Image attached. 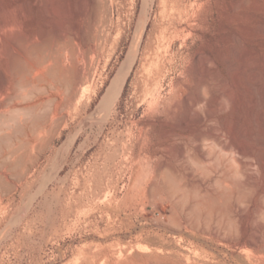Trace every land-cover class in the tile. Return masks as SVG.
Listing matches in <instances>:
<instances>
[{
  "label": "rangeland",
  "instance_id": "obj_1",
  "mask_svg": "<svg viewBox=\"0 0 264 264\" xmlns=\"http://www.w3.org/2000/svg\"><path fill=\"white\" fill-rule=\"evenodd\" d=\"M164 1L6 0L24 33L69 38L0 144V264H264V0H179L168 76L146 61Z\"/></svg>",
  "mask_w": 264,
  "mask_h": 264
},
{
  "label": "bare ground",
  "instance_id": "obj_2",
  "mask_svg": "<svg viewBox=\"0 0 264 264\" xmlns=\"http://www.w3.org/2000/svg\"><path fill=\"white\" fill-rule=\"evenodd\" d=\"M168 1V0H167ZM184 1V0H183ZM190 1V0H189ZM188 1V2H189ZM192 1V0H191ZM190 1V2H191ZM194 1V0H193ZM196 1V0H195ZM194 1V2H195ZM202 1V0H201ZM205 1H208V0H205ZM98 2H99V0H86V3L88 4V5H91V6H96V4H98ZM182 2V1H181ZM179 0H171V1H169V2H166V1H164V7H163V14L165 15L164 16V18H165V20H163V23L161 24V25H159L160 27H159V31H157V32H159L158 33V36H156V40L154 41V43H155V45L153 46V48H151V49H149L150 50V53L148 54L149 55V57H148V59L146 60V61H149L150 63H151V61L153 62V61H158V62H160V64H158L159 65V67H160V69L158 70L160 73L161 72H165L166 73V70H164L165 68H166V66H167V64H166V60H167V57H171V54L170 53H172V52H170L169 51V49L171 48V47H169L170 46V44L169 43H171L172 41H173V38H175L176 36H178L177 34H179L178 33V28H180V29H183V28H181V27H178V25L181 23V24H183L182 23V18H181V16H182V13L184 12H181L180 11V7L182 6V3H181ZM188 2H187V0H186V4H188ZM189 2V3H190ZM194 2H193V4H194ZM197 2H200L199 0H197L195 3H196V5H198L197 4ZM209 2V1H208ZM185 3V2H184ZM183 3V4H184ZM192 3V2H191ZM190 3V4H191ZM202 3H203V1H202ZM201 2H200V6L198 7V6H193L192 4V6L193 7H196V9H197V7L198 8H200L201 7V4H202ZM204 3H206V2H204ZM203 3V4H204ZM23 4V3H22ZM87 4H85V5H87ZM205 5V4H204ZM207 5H208V3H207ZM13 6V5H12ZM162 6V5H161ZM188 6V5H187ZM206 6V5H205ZM204 6V7H205ZM15 6H13V8H14ZM19 7V6H18ZM193 7H188V8H190L191 10L193 9ZM202 7H203V5H202ZM200 8L201 10L203 9V10H205L206 9V7L204 8ZM33 8V7H32ZM162 8V7H161ZM182 8V7H181ZM9 8H8V5H7V3H6V0H0V144H1V146H2V143H6V144H9L10 143V141H11V137L13 136L12 135V133L10 132L11 130H13V129H17V128H20L21 127V129L20 130H22L23 128L22 127H24L23 126V123H24V120H22V116L24 117L25 115H26V113L28 112V111H26V110H28V109H30V111H31V109L32 108H34V106H31L32 108H28V107H26V106H24V101H23V99L25 100L26 99V97H25V94L24 93H26V92H24L25 90H27V89H29V88H31V87H33V86H36L38 83H36L35 84V81L36 80H40V79H44L45 77H46V75H49V76H51V77H53V79L54 78H58L59 76H58V63H59V59L57 58L58 56H56L57 54L55 53V54H53V53H51V52H49L48 50H49V46H50V44H52V42H55L57 45H58V43L57 42H64V41H67V39L69 38V35L65 32V30L63 31V30H56V31H54V32H52V33H48V35H46V36H42V35H44V34H41V35H39V34H36V33H27L26 34V32L24 33V31H23V26L25 25V23H23L22 22V20L20 19V20H18V19H11L12 18V15H11V18H9L8 17V11H9V13L11 12L10 10H8ZM21 9V8H20ZM200 9H198V10H200ZM182 10H184V6H183V8H182ZM186 10H188V9H186ZM198 10H195V11H197V12H199ZM83 11V10H82ZM161 11V10H160ZM13 12H15V10L13 11ZM12 12V13H13ZM181 12V13H180ZM187 12V11H186ZM188 12H190V10L188 11ZM192 12V11H191ZM190 12V13H191ZM194 12V11H193ZM193 12H192V15H193ZM196 12V13H197ZM189 13V14H190ZM205 12H203V15L205 16V14H204ZM21 14V13H20ZM187 15H188V13H186ZM199 14V13H198ZM201 14V15H200ZM200 16H201V18L200 19H203L202 17H204V16H202V13H201V11H200ZM13 15H14V13H13ZM38 15V14H37ZM160 15V14H159ZM191 15V14H190ZM191 15V17L193 18V16ZM197 15V14H196ZM195 15V16H196ZM199 15H197L196 16V18L199 16ZM26 16V15H25ZM13 17H15V16H13ZM19 18V17H18ZM163 18V17H162ZM188 18H190V17H188ZM148 19V18H147ZM184 19H186V15H185V17H183V20ZM199 19V18H198ZM198 19L197 20H194V21H196V23H197V21H198ZM199 19V20H200ZM204 19H206V18H204ZM41 20V19H40ZM180 20H181V22H180ZM190 20H192L191 18H190ZM185 21V20H184ZM201 21V20H200ZM162 22V21H161ZM204 21H202V23H203ZM187 20H186V26H187ZM193 23V22H192ZM192 23H188L189 25L188 26H191V28H193L194 29V27L195 26H197V24L196 23H193L195 26L194 27H192V25H190V24H192ZM180 24V25H181ZM184 24V25H185ZM201 24V23H200ZM200 24L198 23V26L196 27V28H199V26H200ZM138 27V26H137ZM146 27V26H145ZM185 28H187V27H185ZM185 28L183 29L184 31H186L187 32V30H185ZM201 28V27H200ZM138 29V28H137ZM145 30V29H144ZM182 30V31H183ZM189 31H191L190 30V27H189V29H188ZM197 30V29H196ZM181 31V32H182ZM183 31V32H184ZM188 31V33L186 34L185 32H184V35L186 34V35H188L190 32ZM198 31V30H197ZM50 32V31H49ZM192 33H193V30H192ZM195 33V35H196V31L194 32ZM194 33H193V35H194ZM47 34V33H46ZM181 36H182V33L180 34ZM179 35V36H180ZM190 35H191V33H190ZM193 35H191V36H193ZM191 36H188V37H191ZM184 36H182L181 38H183ZM196 37V36H195ZM136 38V37H135ZM177 38V37H176ZM187 38V37H186ZM179 39V38H178ZM188 39V38H187ZM182 40V39H181ZM184 41H185V39H183ZM173 42H175V41H173ZM183 42V41H182ZM185 42H187V40L185 41ZM153 43V44H154ZM184 43V42H183ZM188 43V42H187ZM186 43V44H187ZM55 44V45H56ZM165 44H166V46L168 45V47H166L165 46ZM172 44V43H171ZM177 44V43H176ZM182 44V43H181ZM190 44V43H189ZM182 45H185V43L184 44H182ZM181 45V47H184V46H182ZM172 46V45H171ZM186 47L188 46V44L187 45H185ZM53 47V46H52ZM166 47V48H165ZM190 47V46H189ZM188 47V48H189ZM164 48H165V50H164ZM169 48V49H168ZM179 48H180V45H179ZM51 49V48H50ZM171 49H173V48H171ZM175 49H176V47H175ZM175 49L173 50V51H175ZM190 49V48H189ZM53 50H55V49H53ZM59 50V49H58ZM166 52L165 54H167L168 52V54H169V56H167L166 57V55H163L164 54V51ZM179 50V49H178ZM186 50V49H185ZM180 51V50H179ZM192 51V50H191ZM4 52V53H3ZM149 52V51H148ZM176 52H177V50H176ZM196 52V51H195ZM194 52V53H195ZM6 53V54H5ZM178 54H179V52H177ZM188 53V52H187ZM190 53V52H189ZM193 53V54H194ZM5 54V56L4 57H6L7 58V60H8V64H9V66H8V64L6 65V66H8L9 67V71H8V73L7 72H5L3 69H2V61H4L3 60V55ZM130 54V53H129ZM147 55V56H148ZM176 56V54L173 52V56ZM191 55H192V53H191ZM190 55V56H191ZM195 55H197L196 53H195ZM172 56V57H173ZM175 56L173 57V59L175 58ZM184 56V55H183ZM183 56H182V58H183ZM169 57V61L171 60V58ZM189 57V56H188ZM199 57V56H198ZM180 58H181V56H180ZM179 58V59H180ZM200 58V57H199ZM176 59H177V57H176ZM184 59V58H183ZM188 59V58H187ZM197 60H198V58H196ZM200 59H202V60H204L203 58H200ZM207 59V58H206ZM126 60V59H125ZM124 60V61H125ZM151 60V61H150ZM175 60V59H174ZM178 60V59H177ZM193 61H194V59H192ZM176 61V60H175ZM186 61V60H185ZM192 61V62H193ZM206 61V60H205ZM213 60H211L210 62H211V64L213 65V63H214V61L212 62ZM168 62V61H167ZM183 62V61H182ZM181 62V63H182ZM192 62H190L191 63V65L193 64H195V62L194 63H192ZM202 62V61H201ZM200 62V63H201ZM208 62V61H207ZM172 63V62H171ZM175 63V62H174ZM179 63V62H178ZM197 63V62H196ZM209 63V62H208ZM60 64V63H59ZM154 64V66H155V63H153ZM170 64V63H169ZM198 64V63H197ZM196 64V65H197ZM203 63H201V65H202ZM210 64V63H209ZM210 64V66H212ZM131 65H132V59H131V56H130V58H128L125 62H123V66L121 67L122 69H121V72H120V70H119V72H120V77H118L117 76V78L115 79V80H112L113 81V83H111V86H110V88L108 87L107 89H108V94H105V95H107L106 97H105V99L103 100V98H102V103H107V102H109L110 100H114L116 97H117V95L119 94V91H120V88H121V83H122V76H124L129 70H130V68H131ZM146 65V64H145ZM177 65V64H176ZM182 65V64H181ZM192 65V66H193ZM196 65H195V67H196ZM200 64H199V66H201ZM204 65V64H203ZM150 66H153V65H150ZM154 66L152 67V68H154ZM178 66H179V64H178ZM182 66H184V65H182ZM187 66H189V65H187ZM191 66V67H192ZM146 67H147V65H146ZM172 67H175V69H176V67L177 66H173V64H172V66H171V68ZM179 67H181V66H179ZM190 67V68H191ZM198 67V66H197ZM196 67V68H197ZM202 67H204V66H202ZM202 67H199V68H201L202 69ZM151 68V69H152ZM156 68V67H155ZM178 68V67H177ZM194 68V67H193ZM199 68H197L198 70H199ZM209 68V67H208ZM207 68V69H208ZM149 69H150V67H149ZM157 69V68H156ZM155 69V73L156 72H158L157 70ZM168 69H170V66H168ZM173 69V68H172ZM175 69H173V71L175 70ZM187 69V68H186ZM180 70H181V68H180ZM179 70V71H180ZM202 70H204V69H202ZM201 70V71H202ZM150 71H152V70H150ZM189 72L188 73H190L191 74V69L190 70H188ZM200 71V72H201ZM208 71V70H207ZM119 72H118V74H119ZM153 72V71H152ZM180 72H182V71H180ZM186 73L187 71H183V73ZM200 72H198V73H200ZM206 72V71H205ZM209 72V71H208ZM211 72V71H210ZM151 73V72H150ZM159 73V74H160ZM170 73V72H169ZM182 73V75L183 76H186L185 74H183ZM195 73V72H194ZM207 73V72H206ZM152 74V73H151ZM164 74V73H163ZM167 74V73H166ZM173 74V73H172ZM181 74V73H180ZM179 74V75H180ZM201 74V73H200ZM208 74V73H207ZM153 75H156V74H153ZM152 75V76H153ZM161 75V74H160ZM169 74H167V76H168ZM182 75H181V77H182ZM187 75H189V74H187ZM192 75V74H191ZM206 74H204V77L205 78H207L206 76H205ZM151 76V75H150ZM166 76V75H165ZM190 76V75H189ZM161 77V76H160ZM149 77L147 76V79H148ZM156 77H153V78H151V79H153L154 81H153V84H154V82L156 81V79H155ZM165 78V80H167L166 79V77H164ZM169 78V77H168ZM177 78H178V76H177ZM183 78H185V77H183ZM189 78V77H188ZM205 78H203L202 80H204ZM48 79V78H47ZM59 79V78H58ZM171 79V78H170ZM38 80V81H39ZM54 80H56V79H54ZM158 80V79H157ZM160 80V79H159ZM177 80V79H176ZM185 80V79H184ZM37 81V82H38ZM41 81H43V80H41ZM149 81V80H148ZM168 81V80H167ZM177 81H179V80H177ZM186 81V80H185ZM183 82V81H179V84L178 85H180V82H182L183 84L185 83L186 84V82ZM40 82V81H39ZM81 82L82 81H79V83L81 84ZM150 82V81H149ZM152 82V81H151ZM156 83V82H155ZM171 83H173V81L171 82ZM175 83V82H174ZM177 83L178 82H176L174 85V87H175V89L177 88V91H178V87L179 86H177L176 87V85H177ZM181 83V84H182ZM83 84H85V83H83ZM150 84V83H149ZM160 84H162V83H160ZM182 84V85H183ZM39 85V84H38ZM151 85V84H150ZM157 85V87H158V85L159 84H156ZM169 85H171V84H169ZM83 86V85H82ZM172 86V85H171ZM184 86V85H183ZM187 86H188V84H186L183 88L184 89H187ZM152 87V86H151ZM181 87V86H180ZM186 87V88H185ZM34 88V87H33ZM171 88V87H170ZM182 88V89H183ZM151 89V88H150ZM153 89V88H152ZM174 90V89H173ZM172 90V91H173ZM188 90V89H187ZM180 91V90H179ZM27 92H29V90L27 91ZM30 92H31V90H30ZM173 93H176V91H174ZM27 94V93H26ZM174 95V94H173ZM26 101V100H25ZM101 103V102H100ZM102 105V104H101ZM33 110V109H32ZM34 110H35V108H34ZM29 111V112H30ZM36 112V111H35ZM25 115H24V114ZM30 113H33L32 111L30 112ZM30 113H27L28 115L30 114ZM23 114V115H22ZM35 114V113H34ZM27 115V116H28ZM31 115H33V114H30V116ZM34 116H32V118H33ZM38 117V115L36 116V119H38L37 118ZM35 118V117H34ZM24 119V118H23ZM40 120V119H39ZM38 120V121H39ZM34 120L32 119V122H33ZM37 121V120H36ZM23 122V123H22ZM34 123V122H33ZM21 124H22V126H21ZM36 124V123H35ZM15 127V128H14ZM13 132V131H12ZM16 133V132H15ZM15 133H13V134H15ZM23 133V132H22ZM15 135H18V134H15ZM0 146V147H1ZM6 146V145H5ZM10 146V145H9ZM8 146V147H9ZM2 148V147H1ZM2 153H0V155H1ZM6 159L7 158H5V160L4 161H6ZM5 163V162H4ZM3 167V166H2ZM5 167V166H4Z\"/></svg>",
  "mask_w": 264,
  "mask_h": 264
}]
</instances>
